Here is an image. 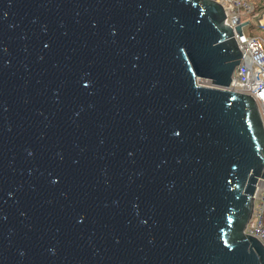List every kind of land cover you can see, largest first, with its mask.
<instances>
[{
  "label": "water",
  "instance_id": "water-1",
  "mask_svg": "<svg viewBox=\"0 0 264 264\" xmlns=\"http://www.w3.org/2000/svg\"><path fill=\"white\" fill-rule=\"evenodd\" d=\"M240 58L212 0H0V264H264Z\"/></svg>",
  "mask_w": 264,
  "mask_h": 264
},
{
  "label": "built area",
  "instance_id": "built-area-1",
  "mask_svg": "<svg viewBox=\"0 0 264 264\" xmlns=\"http://www.w3.org/2000/svg\"><path fill=\"white\" fill-rule=\"evenodd\" d=\"M219 4L225 15V22L233 32V39L241 53L238 66L232 75L226 91L248 95L256 103L264 128V40L255 35H248L245 29L251 27V19H257L264 30V4L255 10L256 0H212ZM241 27L239 35L236 28ZM254 208L252 216L244 229L245 235L254 237L264 247V181L256 185L253 195Z\"/></svg>",
  "mask_w": 264,
  "mask_h": 264
},
{
  "label": "rangeland",
  "instance_id": "rangeland-1",
  "mask_svg": "<svg viewBox=\"0 0 264 264\" xmlns=\"http://www.w3.org/2000/svg\"><path fill=\"white\" fill-rule=\"evenodd\" d=\"M256 6H255V10L258 11L260 7H262V3L264 4V0H256ZM248 20L251 21V27H247L245 29V32H249L255 36H259L264 40V30L260 27L259 22H257V19H251L250 16H248L247 18ZM206 80V79H205ZM204 79H199L198 80V84H200L201 86H205V87H213L211 82L209 80H206V82L201 83V81H205ZM200 81V82H199Z\"/></svg>",
  "mask_w": 264,
  "mask_h": 264
},
{
  "label": "bare ground",
  "instance_id": "bare-ground-1",
  "mask_svg": "<svg viewBox=\"0 0 264 264\" xmlns=\"http://www.w3.org/2000/svg\"><path fill=\"white\" fill-rule=\"evenodd\" d=\"M200 82V81H199ZM203 82H206V80L205 81H201V83H203ZM207 83V82H206Z\"/></svg>",
  "mask_w": 264,
  "mask_h": 264
},
{
  "label": "trees",
  "instance_id": "trees-1",
  "mask_svg": "<svg viewBox=\"0 0 264 264\" xmlns=\"http://www.w3.org/2000/svg\"><path fill=\"white\" fill-rule=\"evenodd\" d=\"M247 34H248V35H253V34H251V33H249V32H248Z\"/></svg>",
  "mask_w": 264,
  "mask_h": 264
}]
</instances>
